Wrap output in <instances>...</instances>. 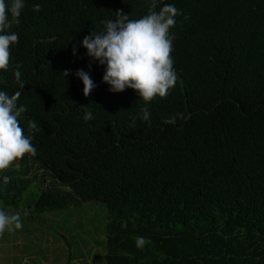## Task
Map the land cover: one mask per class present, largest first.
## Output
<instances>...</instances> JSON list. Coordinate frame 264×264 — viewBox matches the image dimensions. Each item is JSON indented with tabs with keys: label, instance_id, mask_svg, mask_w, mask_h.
I'll return each instance as SVG.
<instances>
[{
	"label": "trees",
	"instance_id": "16d2710c",
	"mask_svg": "<svg viewBox=\"0 0 264 264\" xmlns=\"http://www.w3.org/2000/svg\"><path fill=\"white\" fill-rule=\"evenodd\" d=\"M156 4L178 10L177 81L146 104L131 88L110 92L80 42L118 12L148 14L153 0H25L0 88L20 93L37 151L0 171V210L101 202L106 264H264V0ZM90 64L98 86L85 96L75 71Z\"/></svg>",
	"mask_w": 264,
	"mask_h": 264
},
{
	"label": "clouds",
	"instance_id": "9594fccd",
	"mask_svg": "<svg viewBox=\"0 0 264 264\" xmlns=\"http://www.w3.org/2000/svg\"><path fill=\"white\" fill-rule=\"evenodd\" d=\"M24 7L25 0H0V71H7L10 67L11 47L19 40L18 33L11 31V25L19 23ZM156 7V0H153L148 14L139 19H131L129 15L118 12L114 19L101 22L103 27L100 31L92 30L80 42L91 62L104 68L102 81L109 85L110 92L121 93L131 88L146 104L156 96L166 97L177 81L171 55L173 37L170 29L176 23L178 10L172 4L165 5L159 11ZM40 10V4L33 6V11ZM80 45L73 48L74 56ZM15 68L14 76L20 81V65L17 64ZM63 75L68 77L72 73L65 70ZM75 76L82 81L85 96L98 86L91 76V64L89 71L77 69ZM19 98V92L9 94L0 88V171L8 169L25 154L35 155L37 151L32 143L33 136L26 134L21 126V116L27 111V106L20 104ZM140 111V118L149 121V109L144 107ZM93 118L91 111L85 112L86 122ZM174 122L175 118L166 121ZM37 127L35 121H28L30 130ZM21 227L19 214L9 216L0 210V232ZM136 243L138 248H142L148 241L144 237H137Z\"/></svg>",
	"mask_w": 264,
	"mask_h": 264
},
{
	"label": "rangeland",
	"instance_id": "374dc122",
	"mask_svg": "<svg viewBox=\"0 0 264 264\" xmlns=\"http://www.w3.org/2000/svg\"><path fill=\"white\" fill-rule=\"evenodd\" d=\"M39 184L40 181L35 179L29 192L40 193ZM23 206L27 207L11 209L7 213L9 216L19 214L21 237L14 233L16 229H6L9 234L0 236V249L20 239L21 256H13L21 257V261L26 258V262H22L24 264L53 263V260L59 264H106L104 239L107 217L101 202H78L68 208L45 213L31 211L27 202ZM6 240L10 245L5 244Z\"/></svg>",
	"mask_w": 264,
	"mask_h": 264
},
{
	"label": "crops",
	"instance_id": "0c3cea01",
	"mask_svg": "<svg viewBox=\"0 0 264 264\" xmlns=\"http://www.w3.org/2000/svg\"><path fill=\"white\" fill-rule=\"evenodd\" d=\"M5 179H7V178L5 177ZM3 211H5L6 214L11 212L9 210H3ZM12 231H14V230H12ZM4 233L9 234V231H6V229H5L3 232H0V236ZM14 233H16L18 237H21L20 229H16V232H14ZM5 244L10 245V243L7 242V240H6ZM20 245H21V242L19 239V240H15L13 243H11V245L9 247H5L6 245L2 246V249H0V264H24L22 262H26L25 261L26 258L21 261V257L16 258L13 256V254H17L18 256H21V252H20V248H19ZM42 264H59V263L56 260H53V263H52V261H50V263L45 262Z\"/></svg>",
	"mask_w": 264,
	"mask_h": 264
}]
</instances>
